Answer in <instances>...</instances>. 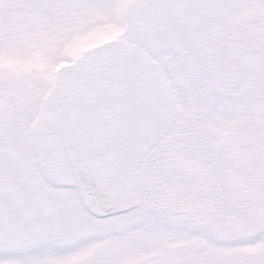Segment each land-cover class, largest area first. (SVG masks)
Segmentation results:
<instances>
[{
	"label": "snow or ice",
	"instance_id": "1",
	"mask_svg": "<svg viewBox=\"0 0 264 264\" xmlns=\"http://www.w3.org/2000/svg\"><path fill=\"white\" fill-rule=\"evenodd\" d=\"M0 264H264V0H0Z\"/></svg>",
	"mask_w": 264,
	"mask_h": 264
}]
</instances>
